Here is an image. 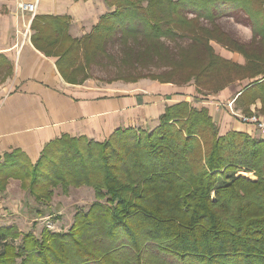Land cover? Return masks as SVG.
<instances>
[{
	"label": "trees",
	"instance_id": "16d2710c",
	"mask_svg": "<svg viewBox=\"0 0 264 264\" xmlns=\"http://www.w3.org/2000/svg\"><path fill=\"white\" fill-rule=\"evenodd\" d=\"M103 2L109 11L81 37L70 35L68 15L31 20L32 44L56 58L66 83L81 84L78 75L116 40L120 62L138 74L123 81H193L201 94L250 78L233 105L250 114L258 101L264 113V0ZM221 17L249 24L250 42L224 33ZM151 66L167 69L142 74ZM219 131L207 107L179 101L151 129L116 128L101 142L62 134L34 163L17 149L3 154L0 191L16 178L39 204L58 187H90L94 201L75 208L66 231L36 236L1 225L0 264H264V138ZM242 170L254 179L235 175Z\"/></svg>",
	"mask_w": 264,
	"mask_h": 264
},
{
	"label": "crops",
	"instance_id": "0c3cea01",
	"mask_svg": "<svg viewBox=\"0 0 264 264\" xmlns=\"http://www.w3.org/2000/svg\"><path fill=\"white\" fill-rule=\"evenodd\" d=\"M26 2L35 5L34 14L19 8ZM108 11L103 0H0V56L9 69V75L0 80V159L17 149L34 163L42 148L62 134L101 142L116 128L151 129L164 107L179 101L207 107L221 133L233 129L258 136L253 126L240 123L221 107V102L238 93L234 85L204 97L196 93L192 82L66 83L55 66L56 58L38 51L30 40L29 25L35 15H68L70 35L81 37ZM227 54V59L240 55ZM259 107L257 101L251 110ZM15 181L9 178L0 191V226L13 223L7 220L11 217L8 196Z\"/></svg>",
	"mask_w": 264,
	"mask_h": 264
},
{
	"label": "rangeland",
	"instance_id": "374dc122",
	"mask_svg": "<svg viewBox=\"0 0 264 264\" xmlns=\"http://www.w3.org/2000/svg\"><path fill=\"white\" fill-rule=\"evenodd\" d=\"M218 21L221 30H223L226 34H229L231 38L235 39L240 43L250 42L252 33L250 32L249 24L239 23L231 17H221L220 19H218ZM210 45L212 49L215 50V52H217L220 56L225 59H227L226 57L229 56L227 53L231 52L230 50H227L226 48L222 47L220 43L216 41H211ZM119 49L120 45L118 44V42L116 40H112L111 43H108L106 45V53L104 55L96 56L95 59L91 61L87 67H85L84 73H80L78 75L77 80H79V78H81V76L85 74L86 78H84V80H82L81 82L84 83L88 81L96 84L97 86H113L120 84L126 85L128 83H133V81L126 82L122 80V77H127L128 75L136 76L137 73L134 72L132 69H129L128 67L122 65V63L120 62L122 58V53L119 51ZM234 57L239 60V64L244 65V59L240 55H234ZM235 58L233 59V57L231 58L230 56L228 60L233 61L235 60ZM166 69L167 67L155 68L151 66L148 70L143 71L142 74H157L160 71H164ZM7 75H9L8 65L4 62H1L0 80H2ZM142 79L151 82L158 81L143 77L141 79H137L136 81H142ZM251 80L252 79L250 78H244L242 80L236 79L227 86L234 85V88H236L237 90L245 86V84ZM190 82L193 83V81ZM216 92L202 91L200 95L206 97L208 95H216ZM234 97L235 96H233L232 98ZM225 102L220 103L222 104L221 107H224L229 113V115L236 119L231 114V111L224 106ZM201 106L196 107L201 108ZM232 106L234 107V105ZM260 108L261 106L258 110L252 111H256L260 114L262 113V111H260ZM248 135L255 136L252 134ZM238 174L246 177L247 179H254L255 177L252 171L245 172L242 170L235 173V175ZM8 197V201L10 203L9 212L11 217L7 220L13 222L11 226L23 230L22 232L32 231L33 234L36 236H39L41 231L45 227L47 229H50V231L68 230L67 228L70 226L73 220L75 208L82 207L86 209L88 205L94 201L93 190L90 187H73L69 189L68 194L61 193L60 188L58 187L55 189L54 194L50 199L51 201L49 203L39 204L35 200H33V198L28 194V191L26 189L22 188L19 179H17L14 184H11L10 194ZM6 217L7 214L3 217V219H6Z\"/></svg>",
	"mask_w": 264,
	"mask_h": 264
},
{
	"label": "built area",
	"instance_id": "2783aa9c",
	"mask_svg": "<svg viewBox=\"0 0 264 264\" xmlns=\"http://www.w3.org/2000/svg\"><path fill=\"white\" fill-rule=\"evenodd\" d=\"M21 10H28L32 14L35 12V5L33 3H23L19 5ZM234 98H230L224 104L227 107L231 114L236 118L237 121L246 125H251L256 131V134L261 138H264V113H257L256 111H252L250 114H244L235 107H233Z\"/></svg>",
	"mask_w": 264,
	"mask_h": 264
}]
</instances>
